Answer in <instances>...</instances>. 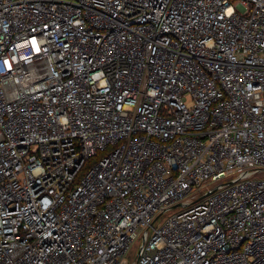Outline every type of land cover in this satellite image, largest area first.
<instances>
[{
    "label": "built area",
    "instance_id": "1",
    "mask_svg": "<svg viewBox=\"0 0 264 264\" xmlns=\"http://www.w3.org/2000/svg\"><path fill=\"white\" fill-rule=\"evenodd\" d=\"M139 233L130 264H264V0H0V264Z\"/></svg>",
    "mask_w": 264,
    "mask_h": 264
},
{
    "label": "rangeland",
    "instance_id": "2",
    "mask_svg": "<svg viewBox=\"0 0 264 264\" xmlns=\"http://www.w3.org/2000/svg\"><path fill=\"white\" fill-rule=\"evenodd\" d=\"M178 211V208H174V209H170L166 212H164L163 214H161L154 222V226H160L169 216H171L172 214L176 213ZM141 236L142 233H139L138 236L135 238V240L132 242L129 250L127 251L126 255H125V260L127 262V264L132 263V261L135 259L139 246L141 244Z\"/></svg>",
    "mask_w": 264,
    "mask_h": 264
},
{
    "label": "water",
    "instance_id": "3",
    "mask_svg": "<svg viewBox=\"0 0 264 264\" xmlns=\"http://www.w3.org/2000/svg\"><path fill=\"white\" fill-rule=\"evenodd\" d=\"M207 195H209V193L205 194L203 197H205V196H207ZM174 207H176V206H174Z\"/></svg>",
    "mask_w": 264,
    "mask_h": 264
}]
</instances>
